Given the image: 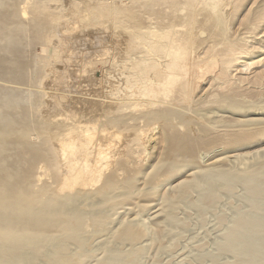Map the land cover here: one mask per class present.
I'll list each match as a JSON object with an SVG mask.
<instances>
[{"label": "bare ground", "instance_id": "6f19581e", "mask_svg": "<svg viewBox=\"0 0 264 264\" xmlns=\"http://www.w3.org/2000/svg\"><path fill=\"white\" fill-rule=\"evenodd\" d=\"M53 1L21 0L19 6L15 3L16 0H0V264H85L92 258L90 248L94 235L105 227L107 229L111 221L112 216H108L105 209L115 211L132 203V200L140 194L138 190L140 179L144 180L145 185L152 186L151 182L157 178V175L171 180L178 176L181 168L186 169L185 166L193 167L198 171L195 172L192 180L179 182L175 187L172 185V188H175L173 189L175 195L172 199L170 196V201H165L164 206L163 202L161 203V209L159 208L157 214L158 217L160 215L163 217V222H158L156 232L151 233L154 235L152 240L159 245L161 237L169 234L167 228L172 227L169 228L172 229V233L175 230L173 226L184 228L186 223L182 222L185 220L178 221L179 217L177 219L176 211L180 205L188 204L189 207L197 208L199 212L204 213L207 208L219 204L216 201H220L221 193L233 195L232 193L240 186L244 191H248L244 201L247 200V205L251 209L245 213L241 211L240 218L225 235V241L222 242L223 252L212 256V260L215 262L219 255H231L234 256V260L229 264H264V147L260 149L258 147L250 154H235L225 157L226 159L223 157L227 163L222 164L223 166L209 164L201 168L197 166L196 146L204 142L207 131L204 130L198 140H180L181 138L176 136L168 139L160 133L164 137L165 153L153 167L152 174H143L140 170L132 171V168L130 170L131 163L128 161L133 157L132 149L142 143L145 132L141 129L130 132L126 126L127 121L149 117L161 118L166 114L167 107L177 109L181 105H190L195 98L193 84L197 74L203 76L214 71L222 62L228 67L238 60L232 51V46L237 44L227 37V42H217L225 48L230 45L229 48L227 47V53H230L228 59L222 61L219 56L208 62L209 64L206 63L204 71L199 69L200 66L195 69L197 65L195 60L198 58L196 37H199L194 29L197 17L200 21L203 7L207 6L206 11L211 7L209 13H204L207 15L205 19L208 22L212 21L215 32L220 29L219 32L224 40L227 33L223 10L230 6L232 12L229 11L228 16L232 18L234 16L232 13L235 11L232 7L236 5V0H132V8L135 12L131 13L130 26L128 23L118 22L120 26L122 23L126 26L128 24V27L125 26L126 31L122 30L126 32L123 43L121 42L123 47L111 53L110 45H105L106 47L96 52H87L86 57L83 56L82 74L88 69L91 71L94 69L91 67L93 65L91 57L99 59L98 56H102L103 61L110 60L108 67L103 68V81L90 77L81 78L85 84L79 86L80 82L77 84L69 77L65 81L55 82L53 85L59 86L53 90L56 94H54L55 98L51 99L55 102L51 99L45 100L47 93H39L42 106L32 110L33 93L29 92L30 96L25 97L24 93L19 91L20 88L17 90V87L15 89L11 86H33L39 69L45 66L46 72L54 75L53 82L56 79L55 69L43 63L44 61L38 56L35 58L28 53L26 50L29 47L24 48L27 43L49 44L54 40L55 44L58 43L57 37L60 32L56 23L60 14H57L58 12L54 14L50 10L49 5ZM61 3L60 1L59 6ZM159 10L163 14L165 25L160 27L155 21L151 27H146L145 23H142L143 17L146 15L147 20L152 16L156 18ZM263 12L264 10L258 15L255 14L254 21L247 24L252 33L256 32L264 22ZM25 20L28 22L26 25L23 24ZM125 20L129 22V19ZM200 23L202 26V22ZM197 26L200 28L199 23L195 28L200 31L201 28ZM121 28L123 29V26ZM212 38L209 39L214 40ZM210 45L212 46L209 44V47ZM140 53L141 55L137 56ZM193 54H196L195 59H192ZM72 61L76 63V60ZM76 71L80 72L78 69ZM68 73L72 74L73 71ZM219 73L224 74L223 71ZM51 87L52 84L49 88ZM76 95L81 98L76 99ZM237 105L235 103L231 110L237 111L239 107H236ZM153 109L162 110L156 112ZM127 112L138 114L128 117L125 115ZM243 123L250 125L251 122ZM123 126L125 127L120 129ZM60 127L64 130L52 133V128ZM200 129L202 130V127ZM254 132L249 134L252 135L251 137L246 134L244 137L238 135L240 138H232L230 146L253 143L257 138H264L263 131ZM225 139L230 140L228 136L226 138L224 136L222 141L225 142ZM181 142L183 146L180 147L178 145ZM128 154L131 157L127 160ZM127 170L128 174L125 172L123 175ZM195 192L200 196L198 200L204 206L192 200ZM85 206L92 208L87 222L84 218L88 214L84 216L81 209ZM157 214L154 215L157 217ZM148 231L136 220L120 223L117 229L108 231L104 248L105 260L102 258L96 261V264H107L106 261L111 260L116 264L124 261L136 264L143 253V250L137 246L138 242L148 237ZM172 235L178 237L177 233ZM154 241L152 243L155 246ZM111 243L119 247L127 244L130 248L126 252L121 248L115 251L109 247ZM71 247L74 250L71 251Z\"/></svg>", "mask_w": 264, "mask_h": 264}, {"label": "rangeland", "instance_id": "374dc122", "mask_svg": "<svg viewBox=\"0 0 264 264\" xmlns=\"http://www.w3.org/2000/svg\"><path fill=\"white\" fill-rule=\"evenodd\" d=\"M18 1L16 0L15 3L21 6L20 5L21 0L19 1L20 3ZM60 1L62 2L61 6H59ZM60 1L54 0L53 3L49 5L51 7L50 10L52 11V13L55 14V12L56 13L58 12L57 14H60L59 21H57L56 23V25L58 26L57 27L58 32H60L57 37L58 43L55 44V40H54L53 43H49V44L48 43L47 44H33V45L30 44L33 47H31L28 43L27 45L23 44L24 48L27 49V47H29L26 50L28 53H30L32 56H35V58L38 56L40 59H42V61H44L43 63H47L50 68L55 69V72L57 73L56 79H54L55 81L53 82V78H52L54 75L46 72V69H45L46 66H45L39 69L35 83L34 84L32 83L33 86L24 85V86L18 87V86L9 85L15 89L17 87V90H19L18 88H20L19 91L24 93L23 95L25 97L30 96L29 92L33 93L32 94L33 97L31 99V109L32 110H36L37 108H40L42 106L39 93H42V94L47 93L48 96L45 98L46 101H49L51 98L52 99L55 98L54 94L56 93L53 90L59 88V86H56L55 84H54L55 85L54 87L53 83L55 82H60L62 80L65 81L69 77L74 82H77V84L80 82L79 86L80 85L84 86L85 84L83 83V80L81 78L84 79V78L90 77L95 80L98 79L100 82H102L103 81V68L108 67L110 60L105 59L103 61L104 58H102V56H98L99 59L96 58L97 60L95 59V57L94 58L91 57L90 60H93L92 61L93 65L91 67L94 69L91 71V69L87 68L88 69L86 71L87 73L85 72L82 74L81 71L84 68L83 56L86 57L87 52H96L98 49H102L106 47L105 45H110L112 49L111 53L117 50V48L119 47L122 48L123 47L122 41L125 38L124 36L126 35L125 28L128 27V24L130 26L131 13L134 11V9L132 8L133 5L131 3L132 0H123V1L122 0H60ZM6 4H8V2ZM235 4L236 5L232 7L233 10H235L232 13V15H234L232 18L228 16L229 11L232 12L230 6L229 7L227 6L223 10L224 11L223 18H225L223 19V21L225 20L224 25H225L226 33H227V36H224V40H222L223 36L219 32L220 29H217L215 32L214 31L215 28H213L214 26H213L212 21L208 22L207 19H205L207 18L206 17L207 15L205 14L210 12L209 9L211 7H208L209 8L207 10L208 12L205 10L207 9V6L203 7L202 9L203 12L201 11L202 15H200V21H198L199 17H197L198 22L197 21L195 22L196 23L195 26L198 25L199 23L201 29L199 28V26H197V28L200 29L201 34H199L200 31L196 30L194 26L195 31H197L196 32L197 35H199V37L201 35L200 38L196 37L197 40L195 39L198 42L197 43L195 41V43H197L199 47V48L196 47L198 49V50L196 49V52H197L196 54L198 58H196L197 60H195V62H197L195 69H198L199 66H200L199 69L201 68L200 69L201 71L203 70V68L206 69V67L204 66H206L207 64H209L208 62H211V60L218 58L219 56H220L219 58L222 61L228 59V55L230 53H227V47L229 48L230 45L228 46L226 45L227 46L226 48L225 46L221 44L219 45L221 41L227 42V39H226L227 37L229 40L237 44V46H232V45L231 46H232V51L235 55V58L236 60L238 58V60L235 63L230 64V66L228 67L224 65L225 63L222 62V64H219L215 67L214 71L204 74L203 76H200L199 74H197L194 79V84H193V88H195V90H193V93L195 96L193 97L195 98L192 100L191 104L188 105L189 107L186 105H181L180 107H177V109L173 107H167L166 109L168 110L166 114L162 116L161 118L159 117V118L152 119V117L151 118L149 117V118H142V119L139 118L135 121H130V122L127 121L128 125L126 126H128L129 129L128 128L127 129L130 132H132L133 130L140 131V129L142 132H145L142 143L139 145V147L135 146L132 149L133 152L131 151L133 153V157L129 156L128 154L127 160L131 157V160L130 159L128 160L131 163L130 164L128 162V164H130L129 166L130 170L132 168V171L140 170L142 171L143 174H147V175L152 174L153 167L163 157L165 153L164 137L169 139L171 137L176 136L178 138H181L180 140L182 139L184 140L197 139L198 140L199 138H201V135L204 130L207 131L206 136L207 137L209 136L208 137L209 139L206 137L204 142H201V144L198 143V145L196 146V156L198 155L196 157L197 166L201 168H203L206 165L208 166L209 164H213V165L220 164L221 166H223L226 163L225 159L229 156H232L235 154H241V153L250 154V152L253 153L254 150H257L258 147H259L258 149L264 147V140H263L264 138H259V139L257 138L254 140L253 143L251 142V143L235 145V146H238L237 148L235 146L234 147L230 146L229 144L232 138H240L239 136L244 137L246 136V134L249 136V134H253L254 131L264 132V22L261 24V27H259V29L256 32L253 31V33L247 27V24H249V22L254 21L253 18L255 14L258 15L264 10V0H236ZM120 12L124 13V15L123 14L121 15ZM117 16H119L120 18ZM227 17L229 19H227ZM29 18H31V16H29ZM115 18L117 20H115ZM126 18L129 19L130 23L128 22V20L124 21V19ZM143 18H144L143 19L144 22L142 23H145L146 27L148 26L151 27V24L154 23L155 21H157V24H159L160 27L165 25V20H163V14L160 10L156 14V18L155 16H152L151 19L147 20L146 15ZM205 20L207 21L208 24H206ZM61 21L63 23H61ZM119 21H122L123 23L125 22L128 24L126 26L125 24L122 23V26H123V29H122L121 28L122 26H120L121 22ZM263 21H264V18H263ZM200 22H202V26ZM26 23H28L26 20L23 21L24 25H26ZM203 23L204 25H206L205 27ZM203 28L205 31H203ZM117 30L120 31L121 33L120 32L118 33ZM122 30H125V31H122ZM211 31L215 33L212 32V34H210ZM116 32L117 34H115ZM208 36H211V37H208ZM60 37L61 39H59ZM68 37L73 42H70L71 40H67L69 39ZM75 37L77 40L75 39ZM209 38L210 39L212 38L214 40H210ZM211 41L214 43H212ZM217 43L218 45H214ZM209 44H212V46L210 45L211 47H209ZM75 45L76 46L79 45V47L78 46L75 47ZM222 46H223V50H222ZM233 48L234 49L238 48V49L234 50ZM87 49L88 50L90 49V50L88 51ZM82 50L84 51L82 52ZM224 50L226 51L224 52ZM196 54L192 55L194 56L192 59H195ZM140 55L141 53L137 56H140ZM73 59L74 61L76 60V63H72ZM198 59L200 61H198ZM77 69L80 70L79 73L76 71ZM68 71L69 72L73 71V73L72 74L68 73ZM75 71H76V75H74ZM219 71H223L224 74H220ZM219 74L221 77H223V75L225 76L221 78ZM89 75H92V76H89ZM41 80H44L42 81L43 83L41 82ZM51 84L53 88L52 87L49 88ZM47 86H48V89H47ZM80 98L81 97L76 95V99H80ZM52 101L55 102L54 100ZM234 102L236 103V105L238 104L236 107L239 106L237 111L231 110V107L235 106ZM51 109H53V106ZM161 110L162 109H153V111H156V112H160ZM135 114H138V113H131V112L125 113V115H128V117L129 115H135ZM148 119L150 120L148 121ZM215 120L216 122H214ZM245 121L251 122L250 125L243 123ZM257 121L259 122V124H257L258 123ZM217 122H220V123H217ZM124 127L125 126L120 127V129H123ZM201 127H202V130L200 129ZM61 130H64V129H62V127L58 129L52 128V133L55 134L57 131H61ZM160 133L163 134L164 137ZM224 136L225 138L227 136L228 138H230L229 141H226L228 139H225L226 143L224 142V140L222 141V138L224 139ZM251 136L252 135H250L249 137ZM215 139L217 140L215 141ZM144 140H147V141H144ZM218 140L220 143L218 142ZM145 143L146 145H144ZM178 146L180 147L183 146V143L182 142L179 143ZM132 153H130V155H132ZM199 154H200V157H199ZM223 157L224 158L226 157V158L224 159ZM198 158L200 159L198 160ZM125 167H128V166H125ZM185 168L186 169H184V167L181 168L178 176H176L175 178L171 180L163 179L164 176L157 175V178H154L155 180L153 179V181L151 182L152 186L151 184L145 185V183L143 182L144 180L142 181V179H140L138 182V190L140 194L132 200V203L130 202L129 204L119 207L115 211H112V210L110 211L109 208L105 209V212L106 213L108 212L107 215L112 216L110 217L111 221L107 225V229L105 227L104 230L97 233L98 235L95 234L97 237L94 235L93 239L94 238L95 239L94 241L92 239L91 248H90L92 258L87 260L85 264H96V261L102 260V258L104 259L105 257L104 248L107 243L108 233L112 230L117 229L120 223L122 222L126 223L129 221L134 222V220H136L138 224L139 222L140 224L142 223V225H144L147 228V231L149 230L148 237L143 239V241L141 240L140 242H138L139 245L137 246L143 250V253L141 255V258L140 259L138 258L139 261L136 264H224V263L229 264L230 262H232L234 260L233 258L234 256H231V255H224V256L219 255L214 260L215 262H213L212 256H216L223 252L222 242L225 241V235L226 233L230 231V229L233 228V225L240 218L241 211L245 213V212H248L249 209H251L247 205V200L244 201L246 199V196H247L246 194H248L247 193L248 191L247 192L244 191V189H242V187L240 186H238L236 188L237 190H235L234 193H232L233 195L229 193H224V192L221 193L222 195H219L220 196L219 200L221 202L217 200L216 202H218L219 204L216 203L217 204L216 205L214 203L216 206L212 205L213 207L214 206L215 207L214 208L210 207L211 210H209L210 208L209 209L207 208V210H205L204 213L199 212L197 208L194 209L191 206L189 207L188 204H185V205L183 204L182 206L180 205V207L176 211L178 214L177 213L175 214H177V219L179 217L178 221L185 220L182 223L183 224L186 223L188 227L184 225V228H182L181 226L180 228L179 226L174 228L173 226V230L175 229L174 230L175 233L174 232L172 233V229L169 230V228H172V227L167 228V230L169 231V234L171 233V235L167 234V235H164L163 238L161 237L163 241L160 239L159 245L154 240H152L154 235L151 233L156 232V228L158 226L157 224H159L158 222L160 223L163 222V217L159 214L160 215L159 216L160 218H159L157 213H159L161 206L162 205L164 206L165 201H170V198L172 199L173 198L172 196L175 195L174 194L175 188H172V185L175 187L179 182H183V181L186 182V181L192 180L194 178L193 175L195 174V172L198 171L197 169L190 167V166H185ZM128 170L124 171L123 175L125 172H127L125 174H128V172L130 171ZM130 173L131 171L129 172V174ZM125 177L126 175L124 176V178ZM121 178H123V176ZM121 178H119V180H121ZM146 193H150V195H145ZM195 194L197 193L195 192L193 194L194 196H192L193 198L192 200H195L196 203L200 204L201 206H204L203 203L201 204V202L198 200L200 196L198 194L197 195ZM145 196L148 198H146ZM164 197H166L168 200H165L166 198ZM195 197L197 199H195ZM137 204H139V206ZM81 209L84 212V216L85 214L86 215L88 214V216H85L84 218V221L87 222V218L90 217L89 215H90V212L92 211V208L89 206L87 207L85 206V207H81ZM155 213L157 214V217L154 215ZM89 231H91V228H89ZM176 233L178 237H175L172 235ZM104 236H107V237H104ZM103 238H104V241L106 240L105 242L103 241ZM153 241L155 243V246L152 243ZM156 244L158 245V247H156ZM124 245L119 247L116 244L111 243L109 247L112 248V250L115 249V251L122 249L124 252H126L127 250H129L130 247L127 244H124ZM92 249L95 251H93ZM158 249L160 252L157 251ZM72 250L74 249L71 247V251ZM205 256L206 258H204ZM201 257L204 259H202ZM106 262L107 264H116L112 260L106 261ZM122 263L129 264L128 262H125V261L121 262L120 264Z\"/></svg>", "mask_w": 264, "mask_h": 264}]
</instances>
